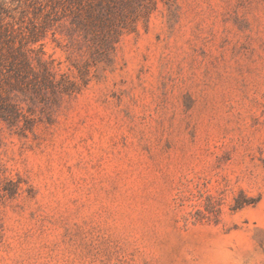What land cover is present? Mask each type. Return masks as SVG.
<instances>
[{"label":"rangeland","instance_id":"rangeland-1","mask_svg":"<svg viewBox=\"0 0 264 264\" xmlns=\"http://www.w3.org/2000/svg\"><path fill=\"white\" fill-rule=\"evenodd\" d=\"M111 3L107 57L49 0L4 18L58 85L0 122V264H264V0Z\"/></svg>","mask_w":264,"mask_h":264},{"label":"trees","instance_id":"trees-1","mask_svg":"<svg viewBox=\"0 0 264 264\" xmlns=\"http://www.w3.org/2000/svg\"><path fill=\"white\" fill-rule=\"evenodd\" d=\"M25 1L0 0V122L9 127L18 126L20 119H25L21 110L11 103V92L36 93L48 89L55 92L58 85L52 79L50 63L42 59V48L32 55L30 45L40 41V32L35 28L26 31V28H15L14 25L4 23L5 17L14 20L11 12H15L25 4ZM49 2L51 13L61 11L62 18L70 19L73 31L91 41L94 46L92 48H95L93 55L107 57L109 50L114 49L118 35L115 14L118 12H112L110 3L117 5V2L121 3L123 0H49ZM7 12L11 16H5ZM71 86L72 84L66 85L65 91L68 92L67 87ZM26 122L30 123L29 120Z\"/></svg>","mask_w":264,"mask_h":264}]
</instances>
